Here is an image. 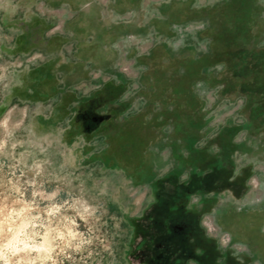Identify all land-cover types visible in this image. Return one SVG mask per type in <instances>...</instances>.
Returning <instances> with one entry per match:
<instances>
[{"label":"rangeland","instance_id":"374dc122","mask_svg":"<svg viewBox=\"0 0 264 264\" xmlns=\"http://www.w3.org/2000/svg\"><path fill=\"white\" fill-rule=\"evenodd\" d=\"M208 222L264 225V0H0V264H143L183 224L190 264H264Z\"/></svg>","mask_w":264,"mask_h":264},{"label":"flooded vegetation","instance_id":"af4514ba","mask_svg":"<svg viewBox=\"0 0 264 264\" xmlns=\"http://www.w3.org/2000/svg\"><path fill=\"white\" fill-rule=\"evenodd\" d=\"M200 223V221H199ZM195 224V222H194ZM166 225H170L169 223ZM199 225V224H198ZM170 227V226H169ZM168 227V229H169ZM190 226L183 224L182 226L179 227H172L174 230H177L178 232H184L182 233L184 236V245L185 246V250L184 251H170V253H166V248H164V243H159L157 248L159 250L157 251H153L147 254H144L145 250L142 249V247H144L145 245H147L148 239L142 237L139 241H138V247L137 249H140V252H142L143 254H138V258L143 259L142 263L143 264H190L192 262L193 256H197L199 257L201 254H204V250L206 249L205 247L208 244H212L209 241V238L206 235H199L200 239L202 240V244L204 243L205 245L201 246V248L194 250L192 247V236H193V232L190 231L191 229L189 228ZM182 238V237H180ZM176 237L173 240L176 243ZM213 242V241H212ZM174 246V245H173ZM213 246H215V243L213 242ZM146 249V248H145ZM162 249H165V251H163ZM179 252V253H178ZM158 253V254H157ZM197 262V261H196Z\"/></svg>","mask_w":264,"mask_h":264},{"label":"crops","instance_id":"0c3cea01","mask_svg":"<svg viewBox=\"0 0 264 264\" xmlns=\"http://www.w3.org/2000/svg\"><path fill=\"white\" fill-rule=\"evenodd\" d=\"M71 7L72 6H70L69 8ZM71 12H73V15L72 17H70L71 20L69 21L67 20L68 26L75 21L74 20L75 12L73 10ZM253 227L254 228L250 231L251 232L250 236L245 237L242 240L237 239L236 234L235 235L232 234L230 236L229 232L217 228V237L216 238L213 237L214 238L213 242L215 243V246L217 250L220 252V254H229V253L230 254H264V238L260 234L264 225L255 224ZM222 234L228 236L227 242L222 241L221 239Z\"/></svg>","mask_w":264,"mask_h":264},{"label":"built area","instance_id":"2783aa9c","mask_svg":"<svg viewBox=\"0 0 264 264\" xmlns=\"http://www.w3.org/2000/svg\"><path fill=\"white\" fill-rule=\"evenodd\" d=\"M204 225H205L207 232L217 234V227L214 224L208 222V223H205ZM221 239L223 242H227L228 236L225 234H222Z\"/></svg>","mask_w":264,"mask_h":264},{"label":"trees","instance_id":"16d2710c","mask_svg":"<svg viewBox=\"0 0 264 264\" xmlns=\"http://www.w3.org/2000/svg\"><path fill=\"white\" fill-rule=\"evenodd\" d=\"M203 170V169H202ZM202 171H201V169L199 168V169H197V171L196 172H194V173H192V175H194V176H197V175H195V173H201ZM196 179H198V178H196ZM158 197H155V200L157 201L158 199H157Z\"/></svg>","mask_w":264,"mask_h":264}]
</instances>
